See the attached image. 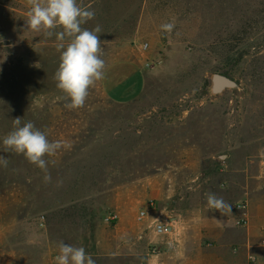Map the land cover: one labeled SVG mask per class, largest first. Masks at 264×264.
Listing matches in <instances>:
<instances>
[{"label": "rangeland", "instance_id": "rangeland-1", "mask_svg": "<svg viewBox=\"0 0 264 264\" xmlns=\"http://www.w3.org/2000/svg\"><path fill=\"white\" fill-rule=\"evenodd\" d=\"M78 3L95 11L83 27L102 28L104 75L132 61L142 78L117 100L103 78L69 110L57 36L28 28V0H0V264H55L61 241L95 264H264V247L247 248L264 230V0ZM215 75L236 86L217 93ZM17 117L70 145L45 156L50 182L4 151Z\"/></svg>", "mask_w": 264, "mask_h": 264}, {"label": "clouds", "instance_id": "clouds-1", "mask_svg": "<svg viewBox=\"0 0 264 264\" xmlns=\"http://www.w3.org/2000/svg\"><path fill=\"white\" fill-rule=\"evenodd\" d=\"M28 3V28L42 32L46 38L54 34L57 36L56 47L61 52L55 73L57 88L70 100L65 106L69 110H78L85 105L90 88L104 78L105 61L101 58L100 41L102 28L100 25L91 30L83 27L95 18V11L81 6L78 0H28ZM174 27V23L161 25L162 30L169 33ZM2 143L4 151L23 155L29 163L44 171L46 183L51 181V176L48 174L49 161L45 156H54L58 150L70 147L61 140L50 141L31 121L21 126L19 117L13 119V128ZM7 163L0 156V164L7 167ZM205 195L209 210L219 211L221 215L232 212V205L222 197L215 193ZM55 264H95V261L85 248L61 241Z\"/></svg>", "mask_w": 264, "mask_h": 264}, {"label": "crops", "instance_id": "crops-1", "mask_svg": "<svg viewBox=\"0 0 264 264\" xmlns=\"http://www.w3.org/2000/svg\"><path fill=\"white\" fill-rule=\"evenodd\" d=\"M141 67L139 63L132 61L111 66L103 79L105 93L113 100L125 95L141 80L143 73ZM110 79L113 81L110 82ZM119 80L120 82L115 84ZM259 237H264V230L259 231Z\"/></svg>", "mask_w": 264, "mask_h": 264}, {"label": "built area", "instance_id": "built-area-1", "mask_svg": "<svg viewBox=\"0 0 264 264\" xmlns=\"http://www.w3.org/2000/svg\"><path fill=\"white\" fill-rule=\"evenodd\" d=\"M148 46L149 45H143V49L146 50ZM153 208H155V205L154 202H151L146 210L140 212L139 220L142 221L147 219L149 212H154V210H152ZM235 208L238 212L246 214L250 209V205L247 201H241L235 205ZM247 220L248 218L244 219L243 221L246 222ZM152 227L154 233L159 237L167 236L171 234L173 230L172 226L163 225L158 222L154 223ZM261 247H264V237L260 238L259 236H251L248 238L247 248L249 251H255Z\"/></svg>", "mask_w": 264, "mask_h": 264}, {"label": "water", "instance_id": "water-1", "mask_svg": "<svg viewBox=\"0 0 264 264\" xmlns=\"http://www.w3.org/2000/svg\"><path fill=\"white\" fill-rule=\"evenodd\" d=\"M214 86H215V91L218 93V92H222L225 88H234L236 86V83L231 78L222 75H215Z\"/></svg>", "mask_w": 264, "mask_h": 264}]
</instances>
